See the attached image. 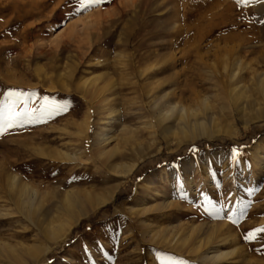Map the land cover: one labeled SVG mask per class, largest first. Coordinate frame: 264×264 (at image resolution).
Returning <instances> with one entry per match:
<instances>
[{"label": "rangeland", "instance_id": "rangeland-1", "mask_svg": "<svg viewBox=\"0 0 264 264\" xmlns=\"http://www.w3.org/2000/svg\"><path fill=\"white\" fill-rule=\"evenodd\" d=\"M49 1L24 28L0 0V105L15 90L30 111L0 135V264H264V232L244 238L264 227V0ZM107 76L134 87L116 122L79 85ZM105 132L138 163L128 180L95 152ZM12 174L36 193L29 217ZM115 186L65 241L46 236L80 214L68 194L92 204Z\"/></svg>", "mask_w": 264, "mask_h": 264}, {"label": "bare ground", "instance_id": "bare-ground-1", "mask_svg": "<svg viewBox=\"0 0 264 264\" xmlns=\"http://www.w3.org/2000/svg\"><path fill=\"white\" fill-rule=\"evenodd\" d=\"M46 1L47 0H2L4 5H6L8 7H13L12 13L10 15V19L8 21L10 22V21H12L14 19H18V22H19L18 25H21V24L24 23V21L26 19L25 18L26 16H29V15L32 16V14H36L37 15L40 12L43 15L42 11L45 8ZM28 2H30V3H28ZM49 2L51 3V1H49ZM56 3L58 4V2H56ZM56 3H55V5H56ZM28 4H30V8L28 7ZM6 23H8V22H6ZM32 23L33 22L24 23L23 24L24 28H27ZM238 37H240V36H238ZM137 56H139V55H137ZM142 59H143V57L141 56L140 57V61ZM145 60H146V58H145ZM124 65H125V68H131L130 63H125ZM117 70H118V68L116 69V71ZM136 71H137V69H136ZM157 71H158V69H157ZM159 71H158V73H159ZM113 78H110L108 76L106 78L103 77L102 79H98V78L97 79H92L91 78L89 80H84L79 85H81L80 87H81L82 92L85 95L86 99L90 100V102H91L90 104L92 105V108L94 109V112H97V113L99 112L101 114L100 115L101 118L109 119L111 121L116 122V121L119 120V118L121 116L120 113L116 112L117 111L116 107L118 106L119 100L127 98V94L130 93L129 91L132 90V88H134V87L129 86L126 81H120L119 83H118V81L115 82V80ZM146 78L147 77H145V72L141 71L140 74L138 75V82L142 84V81L146 80ZM152 88L153 87L151 86L150 89L152 90ZM234 91H235V89L232 92H234ZM124 101L125 100H123L122 102H124ZM207 103H208V100H207ZM206 107H207V105H206ZM232 108L233 109L237 108L238 110H241V107H240L239 104H236ZM216 116H217L216 112L212 113V119H215ZM107 135H108V132L102 133L99 136V139L95 138L93 140L94 141V145H95V147L97 149V150H95V152H97L100 155L101 159L103 160L102 163H104L105 166L107 165L108 166L107 168H110L112 171H114L115 173L119 174L120 180H122V182H123L125 179L129 178V175H131L135 171V169L137 168L138 163L135 162L133 164L127 165L124 162L117 161V159L115 158V154L112 152V151H115V150H111L110 147H108V144H110L109 143L110 140H109V137H107ZM95 147H93V148L95 149ZM66 157L67 158H74V157L71 156L70 153L66 154ZM9 177H10V179H9L10 190L12 192H16V193L18 192V194H19V199L18 200L21 202L20 206L23 209V211L26 214V216L29 217L30 212H31V210L33 208L34 197L36 195L35 191H33L31 189V187H29L27 184H21V180L22 179L20 178V176H18L16 174H12V176L9 175ZM118 187L119 186H117L115 188V190L109 192L106 196H103V197H100V196L97 197L96 196L95 202L92 203V204L89 203L87 201V199L83 198L82 196L81 197H76L73 194H68L67 197L64 200L63 208L66 209L68 212L72 211V209H74V208H79L80 209L79 210L80 214L74 220H72L71 222L66 224V226H65L64 223L54 224V223L51 222L50 224H46V227H45L46 236L48 238H50V239H55L54 244H59V242L65 241V239L68 238L69 232L73 228V225L75 223L79 222V220H80V218L82 216L89 214L90 212L94 211L95 208H97L99 206L105 205L106 203H109V202L115 200V196H116V192H117ZM20 202H19V204H20ZM160 204H163V203L160 202ZM164 204H165V202H164ZM135 205L129 204L128 205L129 210H131L132 212H138L139 209H141V206L142 205L144 206V203L137 204L136 206ZM166 205H169V204L167 203ZM166 205H163V207H160V206L159 207L164 209L166 207ZM162 209H160V210H162ZM207 232L208 231H206V233ZM157 235H159V234L158 233L154 234V237L156 238ZM59 238H61V239L59 241H56ZM161 238L166 239L167 237H166V235H162ZM227 240H228V238H227ZM208 241L209 242L214 241V236H210ZM3 246H4L3 244H0L1 248H4ZM47 250H48V248H47ZM49 250H50V248H49ZM213 255H214V257H217L216 259H221V257H220L221 255H219L216 251L213 252ZM206 256H207V258L211 257L209 255H206ZM21 257L22 256H17V259L22 261ZM218 257H220V258H218ZM44 259H47V254L44 255Z\"/></svg>", "mask_w": 264, "mask_h": 264}, {"label": "snow or ice", "instance_id": "snow-or-ice-1", "mask_svg": "<svg viewBox=\"0 0 264 264\" xmlns=\"http://www.w3.org/2000/svg\"><path fill=\"white\" fill-rule=\"evenodd\" d=\"M72 0H70V3ZM100 0H79V7H89L94 4L99 3ZM238 2L243 3H253L255 0H238ZM67 6V5H66ZM10 103H5L0 105V135L3 134V129L11 128L16 126V122L19 121L22 117L27 119L30 116V111L28 112H18L16 106L21 102L26 103V98L23 92L10 90L7 93ZM239 150L234 149L232 152V158L236 159L238 157ZM232 223H236L235 220ZM264 232V227L256 228L254 231H250L245 235L246 240H252L256 237L258 233Z\"/></svg>", "mask_w": 264, "mask_h": 264}]
</instances>
